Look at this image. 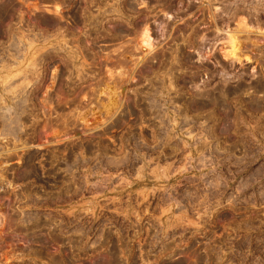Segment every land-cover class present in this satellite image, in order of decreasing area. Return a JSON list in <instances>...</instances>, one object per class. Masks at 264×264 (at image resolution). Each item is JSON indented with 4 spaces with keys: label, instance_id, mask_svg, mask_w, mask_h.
<instances>
[{
    "label": "rangeland",
    "instance_id": "obj_1",
    "mask_svg": "<svg viewBox=\"0 0 264 264\" xmlns=\"http://www.w3.org/2000/svg\"><path fill=\"white\" fill-rule=\"evenodd\" d=\"M0 264H264V0H0Z\"/></svg>",
    "mask_w": 264,
    "mask_h": 264
},
{
    "label": "bare ground",
    "instance_id": "obj_2",
    "mask_svg": "<svg viewBox=\"0 0 264 264\" xmlns=\"http://www.w3.org/2000/svg\"><path fill=\"white\" fill-rule=\"evenodd\" d=\"M56 9V8H55ZM92 22V21H91ZM147 31V30H146ZM147 36V35H146ZM233 37V36H232ZM78 40V39H77ZM142 40V39H141ZM140 40V41H141ZM147 40V39H146ZM239 42V41H238ZM238 42H232L231 44V50H230V52H228V53H230L232 56H236V57H238L237 56V50L239 51V43ZM64 44V43H63ZM230 44V43H229ZM129 53V52H128ZM227 53V54H228ZM242 53V52H241ZM229 54V55H230ZM147 56V55H146ZM227 56V55H226ZM237 59V58H236ZM124 61V60H123Z\"/></svg>",
    "mask_w": 264,
    "mask_h": 264
}]
</instances>
